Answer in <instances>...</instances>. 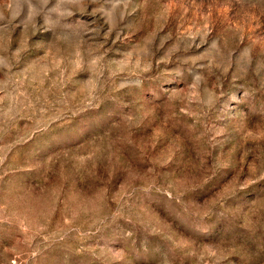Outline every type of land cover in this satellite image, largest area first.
<instances>
[{
  "label": "rangeland",
  "instance_id": "obj_1",
  "mask_svg": "<svg viewBox=\"0 0 264 264\" xmlns=\"http://www.w3.org/2000/svg\"><path fill=\"white\" fill-rule=\"evenodd\" d=\"M0 264H264V0H0Z\"/></svg>",
  "mask_w": 264,
  "mask_h": 264
}]
</instances>
